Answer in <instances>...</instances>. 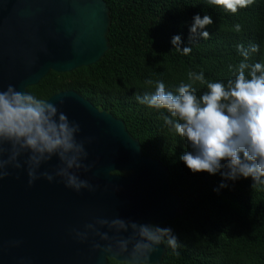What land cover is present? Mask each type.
<instances>
[{
	"label": "trees",
	"instance_id": "16d2710c",
	"mask_svg": "<svg viewBox=\"0 0 264 264\" xmlns=\"http://www.w3.org/2000/svg\"><path fill=\"white\" fill-rule=\"evenodd\" d=\"M110 17L109 50L95 65L71 73L50 72L27 91L50 98L62 91H75L99 110L122 120L128 133L139 141L144 157L160 161L168 170L172 192L180 201L181 215L161 223L171 227L180 247L166 245L161 264H264V187L253 180H225L220 173H192L180 155L190 150L185 140L169 130L161 113L136 100L153 92L163 80L175 92L188 82V72L203 71L208 80L227 81L234 76L229 65L242 59L237 44L261 45L252 61L264 59V0L232 14L207 0H104ZM209 14L213 24L205 26L208 39L189 32L194 15ZM239 23L241 31L233 25ZM180 35L183 55L170 41ZM199 96L205 85L194 84ZM225 169H222L224 171ZM119 175H126L118 173ZM227 186L220 188L221 182ZM177 252L179 254H177ZM107 264H114L108 260Z\"/></svg>",
	"mask_w": 264,
	"mask_h": 264
},
{
	"label": "water",
	"instance_id": "95a60500",
	"mask_svg": "<svg viewBox=\"0 0 264 264\" xmlns=\"http://www.w3.org/2000/svg\"><path fill=\"white\" fill-rule=\"evenodd\" d=\"M110 24L104 0H0V89L27 91L50 72L97 64L109 50ZM48 99L80 124L78 139L91 138L86 163H95L80 175L94 190L76 193L43 178L29 186L23 169L10 170L0 180V264H107L113 258L93 252L91 240H75L71 229L97 217L161 224L181 215L167 168L142 155L122 120L75 91ZM165 253L160 245L150 259L161 264Z\"/></svg>",
	"mask_w": 264,
	"mask_h": 264
},
{
	"label": "clouds",
	"instance_id": "9594fccd",
	"mask_svg": "<svg viewBox=\"0 0 264 264\" xmlns=\"http://www.w3.org/2000/svg\"><path fill=\"white\" fill-rule=\"evenodd\" d=\"M207 2L236 14L255 0ZM212 24L211 15H194L190 41L197 34L208 39L205 26ZM233 28L241 31L239 23ZM170 43L183 55L192 52L190 45L181 48L180 35H174ZM235 47L242 59L236 66L229 65L234 76L226 82L208 80L203 71H189L188 82H180L175 92L167 89L163 80H146V84H155V90L137 95L136 100L167 111V115L161 113L164 124L187 142L190 150L179 160L192 173L219 172L232 181L251 177L252 187H264V59H251L260 51L259 44ZM197 82L206 86L199 96L194 87ZM80 131V124L70 120L57 104L8 84L0 89V180L8 177L10 170L23 169L29 186L41 178L49 183L58 179L76 193L93 191L94 185L80 175L95 163H86L89 154L85 144L91 138L78 139ZM53 158L55 166L41 170ZM226 186L223 181L219 185ZM71 235L80 243L91 240V250L113 258L114 264H155L150 257L158 246L166 245L173 251L180 247L171 227L120 216L97 217L82 229H71Z\"/></svg>",
	"mask_w": 264,
	"mask_h": 264
}]
</instances>
